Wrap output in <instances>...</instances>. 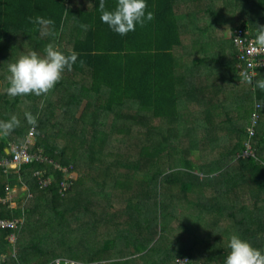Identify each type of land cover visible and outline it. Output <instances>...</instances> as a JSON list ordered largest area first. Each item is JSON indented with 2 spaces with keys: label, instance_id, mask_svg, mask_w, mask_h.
<instances>
[{
  "label": "trees",
  "instance_id": "trees-1",
  "mask_svg": "<svg viewBox=\"0 0 264 264\" xmlns=\"http://www.w3.org/2000/svg\"><path fill=\"white\" fill-rule=\"evenodd\" d=\"M116 3L105 0V7ZM99 4L0 0V121L13 115L20 121L0 135V158L30 129V150L41 155L17 170H0V219L18 220L16 228H0L1 263L180 264V257H188L187 264H223L233 233L264 251V89L255 86L264 67L253 78L240 75L235 42L259 38L264 0H147L154 19L125 36L101 22ZM37 17L52 20L56 35H44ZM50 42L79 53L72 70L45 95H7L8 64L31 50L43 54ZM131 105L150 115H135L125 108ZM189 105L200 110L197 121ZM254 111V155L245 156L247 117ZM25 113L36 117L35 126ZM154 122L169 124L165 136L151 132ZM130 129L142 135L131 148L137 160L125 157L129 164L122 167L128 169L117 172L122 176L112 191L101 187L100 199L83 197L90 195L83 188L90 168L116 173L111 168L120 164L118 151L112 159L108 151L112 134ZM64 168L79 173L65 179V189ZM38 170L41 176L34 175ZM6 185L25 186L13 205L3 202ZM179 219L190 222L186 231L196 232L160 247L156 222L164 221L168 231ZM77 235L78 249L65 244ZM193 247L206 258L195 259ZM60 257L67 259L54 262Z\"/></svg>",
  "mask_w": 264,
  "mask_h": 264
},
{
  "label": "clouds",
  "instance_id": "clouds-1",
  "mask_svg": "<svg viewBox=\"0 0 264 264\" xmlns=\"http://www.w3.org/2000/svg\"><path fill=\"white\" fill-rule=\"evenodd\" d=\"M99 8L101 22L120 36H125L135 31L138 25L143 26L154 19V13L148 10L147 0H117L116 6L111 10L106 9L105 0H100ZM35 22L43 26L44 35H56L49 27L54 23L52 20L37 17ZM258 35L260 41L264 43V27L258 28ZM78 56L79 53L75 50L67 53L61 51L54 42L45 46L43 54L35 50L22 53L7 66L9 73L7 95L15 98L30 94L35 96L47 94L62 79L65 70H72ZM245 75L247 78V74ZM255 86L264 89V78L257 80ZM25 118L29 124L36 125L37 119L32 113H25ZM19 124L20 121L15 115L9 120L0 121V135H7ZM227 249L223 264H264V251L254 248L238 233L228 237Z\"/></svg>",
  "mask_w": 264,
  "mask_h": 264
},
{
  "label": "rangeland",
  "instance_id": "rangeland-1",
  "mask_svg": "<svg viewBox=\"0 0 264 264\" xmlns=\"http://www.w3.org/2000/svg\"><path fill=\"white\" fill-rule=\"evenodd\" d=\"M235 16V14H234ZM228 28V27H226ZM228 33V32H227ZM226 33V34H227ZM59 47V45H57ZM66 48H68V45H65ZM60 48V47H59ZM64 47H61L60 49H63ZM65 49V48H64ZM225 68V66H223ZM222 67V68H223ZM236 71V70H235ZM84 102L86 103L85 100H83V105H84ZM189 111L190 113L193 115H196V117H192L193 120L197 121V117L200 116V110H198V108H196V106L193 108L192 105H189ZM126 109H131L133 112L135 111V115H137L139 112H146V111H142L140 107H137V106H134V105H131V106H127L125 107ZM83 111V109L81 110V112ZM80 110H79V113H77V115H80L81 114ZM148 115H150V113L146 112ZM249 115H248V119H249ZM248 119H247V122H248ZM175 122V121H174ZM169 127V124L167 123H156L154 122V126L151 128V132L152 133H157V132H160L161 131V134L162 136H165L166 135V132L164 131L165 129H167ZM163 130V131H162ZM141 137V131L138 130L137 132L135 130H132L130 129L129 131L127 132H117L115 131V133L112 134V141H111V148H109V146L107 148L108 151H109V158L112 159L115 157V153L116 151H118V155H117V158L120 162V164L118 166H115V167H112L111 169H114L116 171V173L112 174V175H106V171L105 169L104 170H100L99 168H90L88 171H87V174H86V180H85V184L83 185V188L87 191L90 192V195L89 196H83V197H89L91 199H97V198H101V195H102V192L101 190H98L99 188L101 189L104 188V189H107V190H113V187L114 184L117 183L118 179L120 178V176H122V174L119 172L117 173L120 169L121 170H125V169H128V168H125V167H122V164L124 163H128V160L125 158V157H128V159L130 160H134L136 159L137 160V157L136 155L134 154V151L131 150L132 146L136 144V142L138 141L139 137ZM13 143V141L11 142ZM186 143L187 140H186ZM152 144H156V143H152ZM130 150H131V153H130ZM151 150H153L151 148ZM129 153V154H128ZM148 155H154V152H150V151H147V152H144ZM108 160V155L106 154V157H105V161ZM84 165L86 166H91L90 164L87 163V161H84L83 162ZM78 165H80V161L78 162ZM156 166H159L158 164H155ZM98 166H103L101 163L98 165ZM154 169H152V172ZM81 172H83V169L81 168ZM72 177V180H75L79 173L78 171H73V172H66V174H68ZM205 174V171H202V175ZM200 176L201 173H199ZM198 175V176H199ZM131 180L134 182V178L130 177ZM25 189V186H21V187H14L12 189V195L9 197V200L12 201H15L19 198L20 195H23L21 194ZM141 188H139L137 191H140ZM118 194H120L121 196V200H122V195H123V191H122V187L121 189L119 190ZM120 199V198H119ZM11 203V205H12ZM14 204V203H13ZM44 218V217H43ZM42 217L39 219V222L41 223V220L43 219ZM190 219V218H189ZM24 223V221H23ZM167 223L169 224V220L167 221ZM182 223V224H181ZM190 222H187L186 219H179L177 221H174L172 227H170L168 225V231H164V229L166 228L165 226V222L162 221V222H159L157 221L156 222V226H155V229L158 233V235L160 236L159 238V241H158V244L160 245V247H162L164 244H169L171 242H179L181 239H186V238H189L190 237V232L193 230V232H196L197 230V227L193 228L190 232L189 231H186V225L189 224ZM181 224V225H180ZM111 228H114V223H113V226L110 225ZM105 230H101L100 231V235L104 233ZM14 236V235H13ZM247 236L248 237H252L253 235H251V233H247ZM15 238V236H14ZM79 238L82 240V235L79 237V235H77L76 237V242H74V240H71V241H68V240H65V244L67 245H70V246H76L77 249H78V245L80 243L79 241ZM198 238V236L196 237ZM16 240V239H15ZM57 243V240L56 239H52L51 243H49L50 245H55ZM63 244V243H62ZM192 255L194 256L195 259L197 260H200V259H204L206 258L204 255H199V252L197 250H195V247L192 248ZM56 259H63V260H59L58 263H61L62 261H64V259H67V258H63V257H60V258H56ZM56 259H54V262H56ZM5 260V259H4ZM3 260V261H4ZM70 261V263L74 264L72 262V259H68V261ZM76 261L75 264H87V261L86 260H74ZM66 262V261H65ZM57 263V262H56ZM0 264H2L0 262Z\"/></svg>",
  "mask_w": 264,
  "mask_h": 264
},
{
  "label": "built area",
  "instance_id": "built-area-1",
  "mask_svg": "<svg viewBox=\"0 0 264 264\" xmlns=\"http://www.w3.org/2000/svg\"><path fill=\"white\" fill-rule=\"evenodd\" d=\"M236 44L240 47L241 55H240V63L238 67L240 68V75H242L244 78H253L257 74V70L260 67H264V43L260 41V38H251L246 45H244V41L240 40L239 38L235 39ZM260 106L259 104H257ZM258 113L257 111H254L251 113L249 119H248V126H247V133H248V139L245 143V148L243 149V155L245 156H251L254 155L253 147L251 144V138L255 133V130L257 128L258 124ZM35 138L33 137V129H30L26 140L18 143L13 142L10 144V155L9 156H3L0 158V170L3 172H8L9 169H19V167L22 164L32 162L34 159H39L41 157L40 154H37L35 152H32L30 150V144L33 143ZM40 151V150H39ZM64 180L61 181V186L63 189L70 186V183L66 182L65 179H72V177L66 172H73V170H68L67 168H64ZM43 171H36L34 175L41 176ZM50 177L47 178H41L39 181L41 186L46 185L50 181ZM12 189L9 185H6V197L3 199V202L11 201L9 200V197L12 195ZM31 196V194L29 195ZM28 196V197H29ZM12 203V202H11ZM11 205V204H10ZM13 205V203H12ZM18 220L17 219H0V228H16L17 227ZM10 239L12 241L15 240L13 234L10 236ZM5 254L0 252V262H2L5 259ZM180 264H187L188 263V257H180L179 259ZM59 259H56V262L58 263ZM72 264V263H71ZM214 264V263H211Z\"/></svg>",
  "mask_w": 264,
  "mask_h": 264
},
{
  "label": "crops",
  "instance_id": "crops-1",
  "mask_svg": "<svg viewBox=\"0 0 264 264\" xmlns=\"http://www.w3.org/2000/svg\"><path fill=\"white\" fill-rule=\"evenodd\" d=\"M212 233H226V232H222V231H218L217 229H215ZM250 239H252L253 242L256 241V239L254 237H249ZM205 250V248H204Z\"/></svg>",
  "mask_w": 264,
  "mask_h": 264
}]
</instances>
